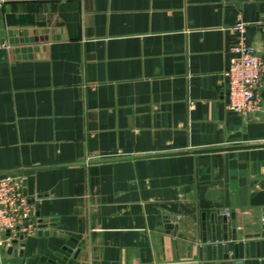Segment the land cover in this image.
<instances>
[{
  "label": "crops",
  "instance_id": "obj_1",
  "mask_svg": "<svg viewBox=\"0 0 264 264\" xmlns=\"http://www.w3.org/2000/svg\"><path fill=\"white\" fill-rule=\"evenodd\" d=\"M239 21L264 55V0H0V173L56 219L0 264L263 263L264 88L245 119L223 75Z\"/></svg>",
  "mask_w": 264,
  "mask_h": 264
},
{
  "label": "built area",
  "instance_id": "obj_2",
  "mask_svg": "<svg viewBox=\"0 0 264 264\" xmlns=\"http://www.w3.org/2000/svg\"><path fill=\"white\" fill-rule=\"evenodd\" d=\"M236 43L230 49L231 58L223 75L227 104L245 119L261 110L264 88V55L247 43V24L239 21ZM39 220L33 203L25 191L20 173H0V249L9 248L20 236L39 231ZM9 233V234H8Z\"/></svg>",
  "mask_w": 264,
  "mask_h": 264
},
{
  "label": "water",
  "instance_id": "obj_3",
  "mask_svg": "<svg viewBox=\"0 0 264 264\" xmlns=\"http://www.w3.org/2000/svg\"><path fill=\"white\" fill-rule=\"evenodd\" d=\"M30 202L31 203H33V201H31L30 200ZM36 216H37V218H38V220H39V228H40V230H39V234H45V235H49V231H43V229L44 228H46L47 226H48V223L50 222L52 225H55L56 223H55V221H56V219L55 218H52V219H46V218H41V214H40V212H37L36 213ZM232 219H233V225H234V227H235V229H234V240H237V229H236V220H235V213H232ZM224 221L226 222L227 221V217L225 216V218H224ZM227 227V226H226ZM226 227H225V229H226ZM9 234V233H8ZM55 234H57V232H55ZM60 235H63V234H60ZM67 236V235H66ZM20 239L21 240H24V237L23 236H20ZM19 244V240L18 239H16L14 242H13V245L11 246V247H9V251L10 252H12L13 250H15V248L17 247V245ZM23 245L25 244V243H22ZM21 252V254L23 253V251H20ZM262 264H264V260H263V263Z\"/></svg>",
  "mask_w": 264,
  "mask_h": 264
},
{
  "label": "rangeland",
  "instance_id": "obj_4",
  "mask_svg": "<svg viewBox=\"0 0 264 264\" xmlns=\"http://www.w3.org/2000/svg\"><path fill=\"white\" fill-rule=\"evenodd\" d=\"M20 242V241H19Z\"/></svg>",
  "mask_w": 264,
  "mask_h": 264
}]
</instances>
